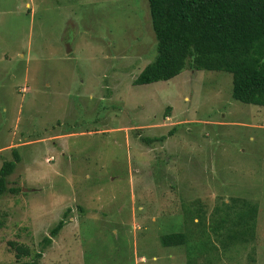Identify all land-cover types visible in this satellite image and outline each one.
Instances as JSON below:
<instances>
[{"label": "rangeland", "instance_id": "374dc122", "mask_svg": "<svg viewBox=\"0 0 264 264\" xmlns=\"http://www.w3.org/2000/svg\"><path fill=\"white\" fill-rule=\"evenodd\" d=\"M156 43L148 0H0V167L21 155L0 264L10 240L41 264H264V106L222 70L135 84ZM233 198L259 208L247 241L220 221Z\"/></svg>", "mask_w": 264, "mask_h": 264}, {"label": "trees", "instance_id": "16d2710c", "mask_svg": "<svg viewBox=\"0 0 264 264\" xmlns=\"http://www.w3.org/2000/svg\"><path fill=\"white\" fill-rule=\"evenodd\" d=\"M148 2L157 40V53L135 78V84L169 80L188 67L195 70H222L232 74L234 99L264 106V0ZM174 131L175 129L170 130L168 135H172ZM168 135L143 139L149 143L163 141ZM12 149L14 158L6 159L0 167V197L6 193L18 194L21 191L19 187L9 186V176L21 161L18 148ZM228 204L227 216L220 217L221 223L233 220L242 229H235L236 235H242V240L247 241L245 234L254 230L258 205L251 200L238 198H233ZM194 206H185V210L192 214L196 211ZM68 211H65V217ZM233 211L237 212L236 218L231 217L230 213ZM196 215L200 218V224L203 223L204 218L200 212ZM65 217L44 237V247L51 244L53 237L66 225ZM2 226L3 222L0 220V227ZM187 240L186 232L178 231L163 236L166 244H184ZM9 245L16 259L15 262L5 264H41L43 250L33 255L31 246L24 242L10 240ZM30 256V260H24Z\"/></svg>", "mask_w": 264, "mask_h": 264}, {"label": "crops", "instance_id": "0c3cea01", "mask_svg": "<svg viewBox=\"0 0 264 264\" xmlns=\"http://www.w3.org/2000/svg\"><path fill=\"white\" fill-rule=\"evenodd\" d=\"M62 136H63L62 134H56V135L51 136L50 139H58V138H61ZM16 145H18V144H16ZM50 158H52V156Z\"/></svg>", "mask_w": 264, "mask_h": 264}]
</instances>
